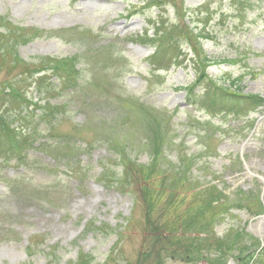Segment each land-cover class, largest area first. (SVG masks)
Masks as SVG:
<instances>
[{"label": "rangeland", "instance_id": "rangeland-1", "mask_svg": "<svg viewBox=\"0 0 264 264\" xmlns=\"http://www.w3.org/2000/svg\"><path fill=\"white\" fill-rule=\"evenodd\" d=\"M0 113V264H264V0H0Z\"/></svg>", "mask_w": 264, "mask_h": 264}, {"label": "trees", "instance_id": "trees-1", "mask_svg": "<svg viewBox=\"0 0 264 264\" xmlns=\"http://www.w3.org/2000/svg\"><path fill=\"white\" fill-rule=\"evenodd\" d=\"M204 4H202L201 6H203ZM197 17H199V15H196ZM189 23L193 24L194 20L189 19ZM208 21L204 22L205 25H207ZM199 30H198V34L203 35L202 32H204L205 30H202L201 27H205L204 25L199 24ZM168 29V28H167ZM169 30V29H168ZM193 29L191 28L190 31L188 33H190V36L192 35V31ZM209 37V36H208ZM189 40L190 38L187 37ZM191 43H193L190 40ZM194 47V46H193ZM18 92V91H15ZM226 95L229 96L231 99L235 100L236 98H241L243 97L241 94H238L235 91L229 92L226 91ZM246 98H248V101L250 103H252L250 96H246ZM1 115V113H0ZM1 121L3 122L2 124V128H0V157H3V161L6 162L8 161L11 157H19L20 156V152L22 150V145L17 144L18 141H16L17 138H23V132L18 130L20 129L19 127L16 126H12V124L8 121L7 123L4 121V117L1 115L0 116ZM23 130V129H21ZM9 155V156H7Z\"/></svg>", "mask_w": 264, "mask_h": 264}]
</instances>
